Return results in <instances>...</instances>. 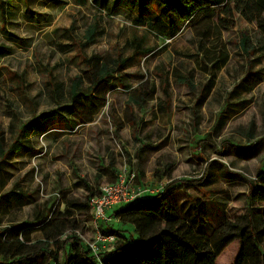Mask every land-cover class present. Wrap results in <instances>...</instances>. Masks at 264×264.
<instances>
[{
    "label": "rangeland",
    "instance_id": "obj_1",
    "mask_svg": "<svg viewBox=\"0 0 264 264\" xmlns=\"http://www.w3.org/2000/svg\"><path fill=\"white\" fill-rule=\"evenodd\" d=\"M93 20L102 33L84 46ZM206 24L169 18L160 0L110 16L74 0H0V244L26 232L31 251L61 261L75 237L90 240L96 231L90 208L63 217L66 201L85 202L88 187L98 192L125 166L137 184L170 185L157 194L181 215L205 200L196 233L208 240L247 209L264 214V201L248 198L264 173V41L237 15L227 31ZM133 37L149 51L118 67L132 55ZM98 60L107 74L95 73ZM115 210L100 230L138 237L143 230L115 221ZM46 219L66 224L56 241L42 235ZM240 252L234 239L215 262L242 264ZM193 257L186 248L174 264Z\"/></svg>",
    "mask_w": 264,
    "mask_h": 264
},
{
    "label": "trees",
    "instance_id": "obj_2",
    "mask_svg": "<svg viewBox=\"0 0 264 264\" xmlns=\"http://www.w3.org/2000/svg\"><path fill=\"white\" fill-rule=\"evenodd\" d=\"M160 5L169 18L175 17L188 23L195 19L206 20L207 29L215 27L227 31L237 15L246 22L253 23L264 41V0H160ZM96 34L95 28L87 29L83 44L94 42ZM130 44L133 49L132 55L115 63L118 67L137 55L149 51L148 48H144L141 38L133 37ZM239 47L242 49L249 47V38L246 35L241 36ZM90 58L88 57L85 61L89 63ZM95 73L107 74V66L101 64ZM95 75H92L94 86L98 84L95 81ZM180 81L190 85L186 78L182 77ZM76 87L77 84L72 88V96L77 94ZM149 94L151 92L146 95L149 96ZM133 100H136L135 103L139 105L144 98H133ZM72 103L76 106L75 102ZM12 148H17L16 142H13ZM5 153L0 141V155ZM259 179L258 184L254 181L250 182L248 198L254 201H264V173L260 174ZM185 182L186 184L198 183H195L196 180L194 182L185 180ZM169 187L170 185H166L164 190ZM88 189L89 194L85 202L66 201L65 209L61 213L63 217L70 215V208L80 211L83 208H90L88 200L94 192L91 188L88 187ZM161 196L162 194H156L152 198H139L117 208L114 211L116 221L132 225L136 231H143L138 237L133 238L118 230H101L105 234H115L117 244L114 250L101 252L98 258L90 252L84 241L75 237L72 244H69V248H65L60 261L56 252L31 251L26 244L29 241L27 233L21 232L23 238L16 234L5 244H0V258L3 259L0 260V264H39L35 260L37 256L43 257L44 264H174L176 259L183 258L186 248L193 253V264H216L218 254L234 239H240L241 242L242 264H264V252L261 249L264 243V214H253L250 209H247L246 213L236 221L222 226L211 241L196 233L203 223L201 211L206 207L205 200L199 203L196 212L192 215H181L175 209L164 205ZM46 221L50 224L48 227L42 226V235L46 240L56 241L55 239L65 231L66 224L57 220L53 222L46 219ZM159 222L163 223L161 228L157 226ZM10 229L8 227L7 230ZM63 244L65 245L66 242Z\"/></svg>",
    "mask_w": 264,
    "mask_h": 264
},
{
    "label": "built area",
    "instance_id": "obj_3",
    "mask_svg": "<svg viewBox=\"0 0 264 264\" xmlns=\"http://www.w3.org/2000/svg\"><path fill=\"white\" fill-rule=\"evenodd\" d=\"M163 189L164 184L161 182L154 185L142 182L137 184L135 173L128 166L119 171L115 182L101 185L98 192L88 200L92 214L90 222L96 230L93 239L84 241L90 252L98 258L101 252L112 251L117 244L116 235L103 233L98 224L99 221H110V217L107 216L109 209H117L144 196L156 195Z\"/></svg>",
    "mask_w": 264,
    "mask_h": 264
},
{
    "label": "crops",
    "instance_id": "obj_4",
    "mask_svg": "<svg viewBox=\"0 0 264 264\" xmlns=\"http://www.w3.org/2000/svg\"><path fill=\"white\" fill-rule=\"evenodd\" d=\"M145 0H74L75 4H77L78 6H86V5H91V7H93L94 9L98 10L99 15H102L104 13H106L107 15H111L115 10L117 9H122V8H126V7H130V6H135V5H141L142 2H144ZM74 28V24L72 23L70 26H68L65 30V33L70 34V32L73 30ZM95 28L97 31L96 37H95V41L88 43L84 46H88L91 45L93 43L96 42V38L99 35V33H102L101 31L98 30L97 28V24L95 23V21L93 20V24L88 25L85 29V37L84 40L86 38V34H87V29H93ZM91 59V58H90ZM99 63L104 64L101 62V60H98Z\"/></svg>",
    "mask_w": 264,
    "mask_h": 264
}]
</instances>
